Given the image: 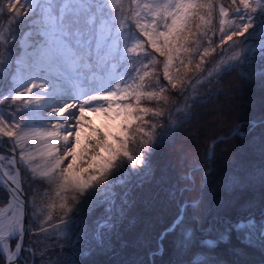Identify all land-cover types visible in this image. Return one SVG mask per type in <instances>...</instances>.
<instances>
[{"label": "snow or ice", "instance_id": "obj_1", "mask_svg": "<svg viewBox=\"0 0 264 264\" xmlns=\"http://www.w3.org/2000/svg\"><path fill=\"white\" fill-rule=\"evenodd\" d=\"M5 10L10 19L0 31V65L12 59L9 46L17 37L11 25L34 14L37 19L28 21L34 31L25 33L24 58L17 60L18 71H31L22 72L13 88L0 94V105H17L0 110V140L11 153L0 160L8 159L15 170L14 175L3 172L7 179L0 181L9 204L0 209V254L13 264L21 251H30L23 247L30 205L42 217L39 232L62 228L65 243L54 264H82L85 216L107 205V218L97 222L95 232L97 246L103 247L124 215L131 182L148 175V157L165 135L157 129L171 118L172 94L182 95L190 84L193 59L198 58L195 71L202 73L217 48L244 37L245 47L222 56L208 77L237 68L247 78L255 75L245 68L264 59V0H230L229 7L220 0H7L0 14ZM217 13L220 43L212 47ZM29 36L37 38L28 43ZM253 38H259L256 47ZM18 165L31 173L32 181L47 186L43 193L25 201ZM53 208L62 213L56 222ZM182 225L178 218L172 230ZM74 226H80L75 238ZM228 231L264 250V213L259 219L254 214L238 218ZM16 237L15 251H10ZM184 238L189 241L191 233Z\"/></svg>", "mask_w": 264, "mask_h": 264}, {"label": "trees", "instance_id": "obj_2", "mask_svg": "<svg viewBox=\"0 0 264 264\" xmlns=\"http://www.w3.org/2000/svg\"><path fill=\"white\" fill-rule=\"evenodd\" d=\"M220 1L228 4L229 0ZM8 21L9 19H7V14L4 11L3 14H0V31L7 26ZM25 25L24 20L19 24L14 23L11 25L17 38L23 33ZM9 50L12 52L11 62L2 65L0 69V94L11 87L12 61L17 54L16 42L9 46ZM3 51L4 45L0 44V52ZM262 69L264 67L245 68L246 72L255 73L251 78L241 75L239 68L223 71L217 79L210 83L208 88L199 87V91L196 93L197 98L189 103L185 111L175 112L171 108L170 120L164 121L165 127L163 129H157L158 134L162 131L165 135L163 141L154 147L148 157V175L142 179L134 178L131 182L127 197L128 203L124 205V215L119 218L111 233L106 235L103 247L97 246L95 232L97 222L107 218L108 213L105 211L107 205H99L85 216L86 228L80 240V251L83 253L80 257L82 264H92L94 261L107 262L111 252H113L112 254H118L117 247L129 236V230L131 229L129 220L132 223L134 210L138 208V204L134 200L135 196L149 189V187L157 186L156 183L160 180V186H158L160 191L158 190L156 194L162 196V203H170L169 211L162 219L163 221L152 230V235L142 239L143 242H136L137 244L135 243L130 248L131 252L129 254L122 253L121 256L125 257L127 261L124 264H170V257H173L176 252H180L182 249L187 253L183 254L184 256L180 255L181 262L179 264H195L196 261L205 260L210 261V264H222L221 260L224 259L222 257L226 256L228 250L237 253L241 259L239 264H264V250L247 246L234 231L230 233L228 231L229 224L235 222L238 218L254 214L259 219L264 210V157L253 161L246 160V165L242 168L240 164L235 165V161L228 163L225 159L223 160L220 152L224 145L245 144V142L251 140L255 143L260 142L257 138L259 132L264 130V122H262L264 119V106L255 115H250V111L244 109L241 116L233 118L231 121L224 120L223 123H219L218 126L212 129L213 132L210 134L206 129L203 131V126L201 129H197L195 137L198 140L192 143L195 146V151L190 152L192 157L181 158L178 163L173 162L174 164H171L170 169H167L168 172L164 176L162 174L159 177L158 171L160 167L161 172L160 156L165 147L169 148L170 145L179 140L181 134L195 130L197 124L203 120L204 116L210 115L213 109L218 110L219 106L216 103L221 102L225 89H229L232 84L244 83L245 85L257 84L258 89L264 91ZM172 95L176 104L179 95L174 93ZM12 106L13 104L7 101L5 104L0 105V110L6 112ZM234 129L242 135L234 133V135L227 137ZM0 152L6 153L1 147ZM210 153L211 156L209 157ZM261 155H264V153H261ZM21 172L26 201L31 200L37 192L43 193L46 189L45 185L32 181L25 172ZM206 173L207 175H205ZM163 177L165 178L162 181ZM242 183L255 184L252 186L255 192L260 194L259 198L254 200L249 198V202L247 201L248 203L241 208H233L234 206L231 205L235 204L236 200H234L235 202L231 201L230 204L227 201L223 203L225 197L223 195H233L237 190H243L244 185ZM148 184L151 185L148 187ZM116 190L121 191V188L117 186ZM6 201L7 195L0 188V207ZM38 201L40 202L39 198H36L35 202ZM194 203L195 206H193ZM228 206L229 208L232 206V208L227 209L226 220L223 225H218L214 221L218 215L209 216L210 213L211 215L216 214L220 209L223 212ZM34 214V207L27 206L28 226L30 227L26 235L25 245L33 249V264H40L44 254H48L50 258L55 257L57 252L62 249L61 245L65 243V240L57 235L50 238L44 234L42 235L37 229V219ZM179 214L183 219V225L175 230H169L161 238L162 230L169 228ZM208 220L211 222L207 223ZM162 226L163 228H161ZM79 230L80 226L73 227V238ZM185 232L191 233V239L187 242L184 238ZM141 238L142 236L138 238L139 241ZM208 241H212L213 244L209 245ZM63 251L66 252L67 249L65 248ZM195 251L197 253L194 255L193 252ZM25 255L26 252L22 254V258L26 257ZM57 255L60 257L59 253ZM227 260V264H238L230 258ZM4 263V257L0 254V264ZM18 264H24V260L18 261Z\"/></svg>", "mask_w": 264, "mask_h": 264}, {"label": "rangeland", "instance_id": "obj_3", "mask_svg": "<svg viewBox=\"0 0 264 264\" xmlns=\"http://www.w3.org/2000/svg\"><path fill=\"white\" fill-rule=\"evenodd\" d=\"M7 0H1V8H3L6 4ZM34 3H39V0H34ZM125 3H128V0H125ZM220 3H223L220 1ZM225 7H229L230 0L227 3H223ZM39 11V8L36 9V12ZM7 19H10V14L7 13ZM231 18V16L229 17ZM37 19V16L34 14L24 21L26 22L25 29L23 30V33L19 38L16 39V49L17 54L15 55L12 64H13V77L11 79V87L7 88L2 94L8 93L10 89H12L15 85V78L18 77L22 72L27 73L30 72V69H20L18 71V59L24 58V47H25V33H28L29 31H34V29L31 28L29 24V20H35ZM118 26V25H117ZM131 30L133 32L136 31L135 25H131ZM214 31L217 33L216 36L212 39V47H215L220 43L219 41V24H218V13L216 17V23L214 25ZM209 35L211 36L212 33L209 32ZM35 36H29L27 37V42L30 43L33 39H36ZM234 41H236L235 45H233L232 42H228L224 45H222L220 48L216 49V52L212 53L209 57L206 58L205 64H204V71L202 73H197L195 71V64L198 62V58L193 59L192 67L188 73V75L191 78V82L189 85H187L185 92L182 95L178 96V102L175 104L174 107H172L173 111L179 112L176 109L180 108L185 111V109L188 107L189 103L192 100H195L197 98V92L199 91V87H207L210 85L211 82H213L220 74H216L214 72L212 77H208V71L214 70L217 63L221 60V57H228L233 55L236 52L241 51L245 47V38L244 37H234ZM207 37L203 38V42H205L204 46H207L206 44ZM259 42V38H253L251 41L252 47H256V45ZM122 46V44H121ZM30 50V49H29ZM203 49L201 48V51ZM258 56V52H257ZM0 65V69H1ZM264 67V59H257V62L251 65L250 67H246V69H251L253 67ZM198 81H203L198 82ZM39 82V81H37ZM221 102L216 103L218 105V110L213 109V112L210 113L208 116H204L203 120L197 124V128L195 130H190L189 133H183L180 135L179 140H177L174 144L170 145L169 148L165 147L164 152L160 156V167L158 169L159 171V177L163 174V176L168 172L167 169H170L171 164L178 163L181 158H188L189 156L192 157V153L190 152L193 150L195 151V146L192 144L195 142L197 137H195L197 133V129H201L203 126L204 130L210 133H212V129H214L216 126H218L219 123H223L224 120L231 121L233 118H237L238 116H241L244 109L247 111H250V115H255L260 112V108H263L264 106V91L258 89L257 84H232L229 86V89H225L223 92V96L221 97ZM227 98V99H226ZM17 105L13 104L12 109H14ZM214 107V105H213ZM8 111V110H7ZM89 117L94 120L97 124L100 123V119L98 117L93 116L91 113H89ZM20 116H17V119H20ZM215 123V124H214ZM259 143H255L254 141L245 142V144H230L228 146H225L220 150L221 156L223 157V160L225 159L230 163L231 161H235V165L240 164L242 168L246 165V160L253 161L254 159H261V157H264V155H261V153H264V130L259 132L258 138ZM0 143L4 145L5 147V141L0 140ZM241 145V146H240ZM191 146V147H190ZM167 148V149H166ZM242 148V149H241ZM2 156L11 157V153L6 152V154H1ZM17 160L19 159V153L17 151L16 153ZM8 159L2 160L1 162L3 165L6 166V169L8 172L11 173V168L9 165L5 164V161ZM174 162V163H173ZM159 165V166H160ZM20 172H25L30 178L31 173L28 172V170L23 167L22 165H19ZM233 170V169H232ZM22 174V172H21ZM154 178V177H153ZM152 178V179H153ZM165 177L162 178V181ZM159 180V179H158ZM151 182V181H149ZM160 181H158L157 186L149 187L151 184H148L149 189H146L143 192H140L137 194L134 198V200L138 204V208H136L134 211V217L132 220V223L129 220V227L131 228L129 231V236L124 239L123 242L119 243V246L117 247L118 254H112L111 252L109 255V258L107 259V262H100V261H94L92 264H124L126 263L125 257L121 256L122 253L129 254L131 252V247L136 242H141L142 239L147 238L148 236L152 235V230L156 227V225L160 224L163 220V218L167 215L169 211V202H161L160 194L157 195L158 192V186H160ZM244 188L243 190H237L235 194L233 195H223L225 196L223 199V203L226 201L228 204L236 200L235 204H231L234 207L233 208H241L244 206V204L249 202L250 200H254L255 198L258 199L259 195L255 192L252 185L255 184H249V183H242ZM238 186V185H237ZM45 187H47L45 185ZM156 187V188H155ZM24 191V190H23ZM160 191V190H159ZM208 194V193H207ZM217 197V196H216ZM247 199V200H246ZM40 200V199H39ZM248 201V202H247ZM39 202V201H38ZM36 203V205H40L39 203ZM235 202V201H234ZM232 208V206H230ZM229 206L221 212L222 220H226L225 215L228 213L227 209H230ZM35 217L37 219V229H39L40 221L42 219L38 209L34 207ZM52 215H53V222H56L58 220V217L62 215L57 208L51 209ZM219 215V216H220ZM224 215V216H223ZM135 227L134 229H132ZM62 231V228L55 229L54 231H49L47 233H42L47 237H54V235L60 236V232ZM141 238L139 241L138 238ZM143 242V241H142ZM137 244V243H136ZM28 249L31 248L28 247ZM130 250V251H129ZM62 249H60L57 254L61 253ZM56 254L55 257L50 258L48 254L44 256V259L41 260V264H53L55 260H58L60 257ZM184 254V252H176L174 254V257L170 260V263H173L175 258L180 257V255ZM28 252L25 256H28ZM227 255V254H225ZM228 259L234 260L235 263H238L241 261L240 257L237 255V253H234V251L230 254H228Z\"/></svg>", "mask_w": 264, "mask_h": 264}, {"label": "bare ground", "instance_id": "obj_4", "mask_svg": "<svg viewBox=\"0 0 264 264\" xmlns=\"http://www.w3.org/2000/svg\"><path fill=\"white\" fill-rule=\"evenodd\" d=\"M18 167H19V165H18ZM4 171H7V169H6V167L4 166ZM19 172H20V167H19ZM20 176H21V172H20ZM15 202H13V204H14ZM0 209H2L1 207H0ZM3 209H7V208H3ZM222 211H221V209L218 211V212H216V214H212L211 215V213H210V215L209 216H217L218 215V217H216V219L214 220L215 221V223H217L218 225H223V222H224V220H222V217H221V215L219 216V214L221 213ZM264 212V210L262 211V213ZM7 215H11V212H8L7 213ZM212 220V219H211ZM213 221V222H214ZM211 221L210 220H208V222L207 223H210ZM27 226H28V223H27ZM30 226H28L27 227V229L29 228ZM161 228H163V226L161 227ZM168 229V228H167ZM166 232H168V231H166V229H164V230H162V233L160 234V237L162 238L163 236H164V234L166 233ZM14 246V244H12L11 245V242H10V251H13L14 249H11L12 247ZM24 252H26V251H24ZM24 252H22V253H24ZM181 252H184V249H182L181 250ZM233 251L232 250H228L227 252H226V256H223L222 258H224L223 260H221L222 261V264H227V262L226 261H228L227 259H228V254H230V253H232ZM185 253H187L186 251L184 252V254ZM197 252L195 251V252H193V254L195 255ZM191 254H192V252H191ZM22 255V254H21ZM32 254L31 255H28V256H26V257H23V258H21V259H23L24 260V264H33V259H32ZM44 256H46V254H44L43 256H42V260L44 259ZM182 256H184L183 254H182ZM3 257H4V260H5V262L7 261L6 260V257L3 255ZM170 257V256H169ZM174 257V256H173ZM173 257H170V260L173 258ZM181 262V257L179 258V257H177V258H175V260H174V262L173 263H170V264H179ZM14 264H16V263H14ZM41 264V263H40Z\"/></svg>", "mask_w": 264, "mask_h": 264}, {"label": "water", "instance_id": "obj_5", "mask_svg": "<svg viewBox=\"0 0 264 264\" xmlns=\"http://www.w3.org/2000/svg\"><path fill=\"white\" fill-rule=\"evenodd\" d=\"M3 172H5L4 171V169L1 167V164H0V181H3V180H6L7 179V177H4L3 176ZM12 173H13V175L15 174V170L14 169H12ZM19 180L21 181V176L19 175ZM21 186H22V188H23V185H22V183H21ZM0 187L4 190V192L6 193V189H5V187H4V185H3V183H0ZM6 195H7V193H6ZM23 198L25 199V194H24V196H23ZM25 201H26V199H25ZM6 207L5 208H8L9 207V204H8V200H7V204L5 205ZM26 208H27V206H26ZM26 208H25V215H24V220H25V226H26V231H27V215H26ZM26 231H25V234H24V237H23V244H24V241H25V235H26ZM19 237H17V241H16V243L19 241ZM15 243V244H16ZM13 251H15V245H14V247H13ZM21 254H22V251H21V253H20V256H21ZM7 260V259H6ZM15 262H13V264H14ZM5 264H8V261H6L5 262Z\"/></svg>", "mask_w": 264, "mask_h": 264}]
</instances>
